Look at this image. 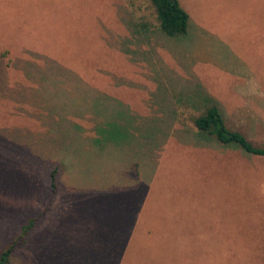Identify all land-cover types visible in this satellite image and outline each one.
Returning <instances> with one entry per match:
<instances>
[{"label":"rangeland","instance_id":"obj_1","mask_svg":"<svg viewBox=\"0 0 264 264\" xmlns=\"http://www.w3.org/2000/svg\"><path fill=\"white\" fill-rule=\"evenodd\" d=\"M177 1L210 25L264 11ZM197 45L150 0H0V253L37 217L8 264H264V158L192 125L216 105L264 147V45L205 62Z\"/></svg>","mask_w":264,"mask_h":264},{"label":"crops","instance_id":"obj_2","mask_svg":"<svg viewBox=\"0 0 264 264\" xmlns=\"http://www.w3.org/2000/svg\"><path fill=\"white\" fill-rule=\"evenodd\" d=\"M180 3L182 9L188 14V18L189 15L192 16V24L189 23L188 19V29L185 35L165 36L180 44L197 39L198 45L193 48L192 53L197 60L202 62L215 59L248 61L250 58L256 59L263 56L261 47L264 45V11L262 13V11L254 10L246 5L245 8L239 7L225 14L223 7L217 3L218 7L214 11L215 14L223 12L226 16L222 14L221 18L218 17L219 22L215 21L210 25L205 22L206 19L202 17L204 15L192 12L189 3L186 5L181 1ZM210 19L214 21V17ZM218 44L226 49V45L230 46L231 44L232 48H229V52L227 49L228 54L220 56L219 52L214 53L212 49L213 45ZM233 54L235 57H232ZM237 73H240V71H237Z\"/></svg>","mask_w":264,"mask_h":264},{"label":"trees","instance_id":"obj_3","mask_svg":"<svg viewBox=\"0 0 264 264\" xmlns=\"http://www.w3.org/2000/svg\"><path fill=\"white\" fill-rule=\"evenodd\" d=\"M154 8L157 27L168 37L185 35L188 29V14L180 7L177 0H150ZM143 28H147L145 24ZM192 125L196 131L207 134L222 145H236L245 153L264 158V147H258L249 141L244 134L230 129L216 105L204 107L201 113L192 118ZM50 174L51 187L55 188V174ZM37 217L28 220L20 230V235L0 253V264H8L10 257L23 237L35 226Z\"/></svg>","mask_w":264,"mask_h":264}]
</instances>
